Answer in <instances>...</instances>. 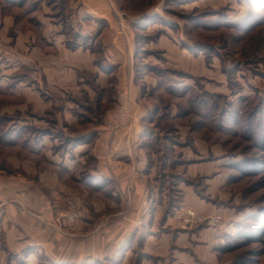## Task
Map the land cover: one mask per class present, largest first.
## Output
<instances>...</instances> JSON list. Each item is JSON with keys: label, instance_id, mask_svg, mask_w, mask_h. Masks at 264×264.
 Instances as JSON below:
<instances>
[{"label": "rangeland", "instance_id": "obj_1", "mask_svg": "<svg viewBox=\"0 0 264 264\" xmlns=\"http://www.w3.org/2000/svg\"><path fill=\"white\" fill-rule=\"evenodd\" d=\"M95 3L0 0V178L24 176L31 181L38 174L32 168L40 171L39 167L50 166L45 151H61L63 140L51 141L38 152L31 148L36 135L61 132L65 120L59 112L67 104L71 106L70 113L82 123L66 128L68 131L93 130L109 116L112 121L103 132L110 130L111 138L129 127L136 131L139 124L147 125L132 146L140 139L147 159L146 173H150L149 177L143 175L150 186L149 203L164 200L163 211L170 216L169 229L190 231L204 224L221 225L223 234L229 230L225 226L230 219L239 226L237 231L241 227L255 229L259 222L254 216L264 217V0H104L111 14L105 6L97 9L91 5ZM90 5L94 14L106 16L101 28L113 22L120 38H129L126 43L135 56L132 69L141 100L130 97L128 103H117L108 98L100 102L97 97L103 92L110 94L113 86L101 88L90 71L85 84L89 91L93 90V96L82 87L80 94L73 93L78 103L55 97L35 52L37 48L50 49L56 54L57 46L43 38L44 31L53 27L52 34L64 39L67 47L91 46L98 51L100 61L104 54L100 38L93 41L89 35L82 38L80 34L93 30L90 21L95 17L85 16ZM113 61L114 68L123 62ZM146 73L155 78V84L144 81ZM115 80L111 76L110 81ZM138 102L150 104L153 111L133 124L138 118ZM115 109H119L117 116ZM191 162H199L197 173L187 171ZM95 163V157L90 155L86 165L91 168ZM113 185L111 179L103 190L105 196ZM182 185H191L209 209H196L185 200ZM1 186L0 197L4 195ZM87 191L88 195H101L88 188ZM185 206L220 219L187 227L177 225L175 214ZM69 209L82 213L84 224L79 230L62 225L59 213ZM119 210L110 218L125 221L132 216L129 194L123 197ZM89 214L82 208L61 205L54 207V217L46 222L65 237L77 236L84 233ZM154 229L162 231L160 227ZM200 239L203 244L204 238ZM224 242L234 248L223 251L220 246L214 259L208 261L200 256L199 262L264 264V236L262 240L245 242L231 236ZM188 252L191 258L198 257L192 249ZM25 263L49 262L32 256Z\"/></svg>", "mask_w": 264, "mask_h": 264}, {"label": "crops", "instance_id": "obj_2", "mask_svg": "<svg viewBox=\"0 0 264 264\" xmlns=\"http://www.w3.org/2000/svg\"><path fill=\"white\" fill-rule=\"evenodd\" d=\"M95 2L96 5H91L97 9L101 5L102 8L108 7L104 0L103 3L100 0ZM91 5V10H86L85 16L95 17L94 21H90L93 22V30L80 31V34L82 38L89 35L93 41L100 38L104 51L102 59L97 60L98 51H94L91 46L67 47L64 39L62 41L52 34L50 28L53 27H48L43 38L48 44L57 46L56 54L51 53L50 49L41 51L37 48L35 54L38 63L43 65L48 83L56 92L55 97H67L69 102L78 103L73 99V93L80 94L82 87L93 96V90L89 91L85 84L86 73L90 71L101 88L108 84L113 86L110 94L103 92L97 100L100 98V102H104L111 98L117 103H128L131 97L135 101L140 96V86L134 81L132 68L135 56H132L131 47L127 45L129 38L121 39L119 28L113 22L101 28L100 24L106 16L94 14ZM107 10L111 14V10ZM82 38L79 40L82 41ZM114 59L123 62L114 68ZM111 76L116 77L114 82L110 81ZM143 79L147 84H155V78L147 73ZM58 92L64 93V96ZM68 107L71 106L63 105L59 112L65 120L61 132L36 135V142L31 148L38 152L45 144L50 145L51 141L63 140L61 151H45L50 166L45 169L39 167L40 171L32 168L31 171L38 174L31 181L24 176L0 178V186L4 188V195L0 197L4 199L0 203L4 206L0 207V264H27L25 260L30 261L32 256L43 257L48 264H202L199 262L200 256L208 261L214 259L216 249L223 246L224 239L231 237L239 226L230 219L231 222L228 221L225 226L229 230L223 234L220 232L221 225L204 224L202 228L190 231L168 228L170 216H167V211H163L164 200L156 199L154 203H149L150 186L144 178L147 159L140 147V139L132 146L144 134L147 125L139 124L136 131H131L132 127H129L118 131L111 138L108 134L110 130L103 132L112 121L109 116L93 130L68 131L66 128L82 124ZM135 108L138 118L133 124L147 118L153 111L150 104L139 102ZM90 155L95 157L96 163L94 167L88 168L86 162ZM124 156L129 160L121 158ZM198 163H189L187 171L197 173L200 168ZM147 175L149 177L150 173ZM111 179L115 185L110 191H105L108 194L105 196L103 190ZM87 188L101 195H88ZM182 188L185 200L195 208L209 209L200 201L191 185H182ZM128 194L131 197L132 216L125 221L114 216L110 218V215L120 211L119 205ZM153 204H156V208L152 207ZM61 205L90 211L89 216H86L84 233L65 237L46 222L54 217V207ZM108 209L112 210L111 213ZM156 227L162 231H156ZM202 237L203 244L200 243ZM190 249L198 256L196 259L187 254Z\"/></svg>", "mask_w": 264, "mask_h": 264}, {"label": "built area", "instance_id": "obj_3", "mask_svg": "<svg viewBox=\"0 0 264 264\" xmlns=\"http://www.w3.org/2000/svg\"><path fill=\"white\" fill-rule=\"evenodd\" d=\"M114 114L117 116L119 114V109H115ZM59 218L61 219L62 225L64 227H68V229L73 231L79 230L84 224L82 213L77 209H69L68 211H63V213L60 212ZM209 219L217 220L220 219V216L209 217L205 214L195 211L190 206L181 208L175 214V223L183 227L196 225Z\"/></svg>", "mask_w": 264, "mask_h": 264}, {"label": "trees", "instance_id": "obj_4", "mask_svg": "<svg viewBox=\"0 0 264 264\" xmlns=\"http://www.w3.org/2000/svg\"><path fill=\"white\" fill-rule=\"evenodd\" d=\"M258 220V225L255 229L251 230H245L243 227H241L235 235H232L234 239H241L243 242L248 240H262V237L264 236V217L261 216H254ZM232 244H225L220 247L221 250L227 251L231 250Z\"/></svg>", "mask_w": 264, "mask_h": 264}]
</instances>
